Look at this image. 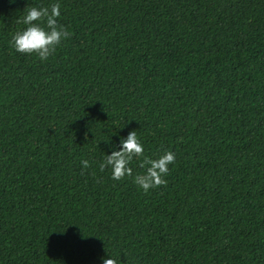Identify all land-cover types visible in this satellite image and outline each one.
Listing matches in <instances>:
<instances>
[{"label": "trees", "instance_id": "trees-1", "mask_svg": "<svg viewBox=\"0 0 264 264\" xmlns=\"http://www.w3.org/2000/svg\"><path fill=\"white\" fill-rule=\"evenodd\" d=\"M57 2L47 60L10 46ZM133 129L175 154L147 192L98 167ZM108 255L264 264V0H0V264Z\"/></svg>", "mask_w": 264, "mask_h": 264}, {"label": "clouds", "instance_id": "clouds-1", "mask_svg": "<svg viewBox=\"0 0 264 264\" xmlns=\"http://www.w3.org/2000/svg\"><path fill=\"white\" fill-rule=\"evenodd\" d=\"M9 2H14V0H9ZM60 15L58 2L52 3L50 6H26L23 17L17 21L25 27L12 35L9 41L10 46L19 53L35 54L40 60H47L57 47L71 36V32L58 23ZM134 158L139 161V167L143 169V172H137L133 176L130 164ZM174 162L175 154L168 150L163 151L156 158L145 156L143 144L133 129L126 137L120 138L118 150L106 154L99 162L98 167L101 172L110 168L112 179L116 181L122 180L126 176L132 177L133 182L147 192L151 188L167 183L165 177L169 174L168 166ZM81 164V174L83 175L91 165L87 159L82 160ZM102 264H120V261L108 255L102 258Z\"/></svg>", "mask_w": 264, "mask_h": 264}]
</instances>
